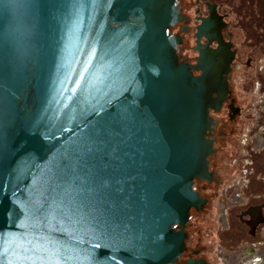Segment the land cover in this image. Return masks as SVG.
<instances>
[{
  "label": "water",
  "instance_id": "95a60500",
  "mask_svg": "<svg viewBox=\"0 0 264 264\" xmlns=\"http://www.w3.org/2000/svg\"><path fill=\"white\" fill-rule=\"evenodd\" d=\"M174 18L168 0H0V262L178 253L205 141Z\"/></svg>",
  "mask_w": 264,
  "mask_h": 264
},
{
  "label": "flooded vegetation",
  "instance_id": "af4514ba",
  "mask_svg": "<svg viewBox=\"0 0 264 264\" xmlns=\"http://www.w3.org/2000/svg\"><path fill=\"white\" fill-rule=\"evenodd\" d=\"M171 63L201 77L204 170L163 264H264V0H168Z\"/></svg>",
  "mask_w": 264,
  "mask_h": 264
},
{
  "label": "snow or ice",
  "instance_id": "6c2138e0",
  "mask_svg": "<svg viewBox=\"0 0 264 264\" xmlns=\"http://www.w3.org/2000/svg\"><path fill=\"white\" fill-rule=\"evenodd\" d=\"M3 151H4V145H3V143H0V156H2ZM113 151H114V149H113ZM0 186H2V184H0ZM0 264H3V262H0ZM20 264H23V261H21Z\"/></svg>",
  "mask_w": 264,
  "mask_h": 264
}]
</instances>
